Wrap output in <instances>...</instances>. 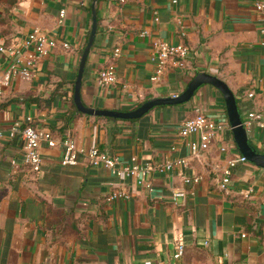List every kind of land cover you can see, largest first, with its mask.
Listing matches in <instances>:
<instances>
[{
    "label": "crops",
    "instance_id": "crops-1",
    "mask_svg": "<svg viewBox=\"0 0 264 264\" xmlns=\"http://www.w3.org/2000/svg\"><path fill=\"white\" fill-rule=\"evenodd\" d=\"M92 2L0 0V41L20 46L38 28L69 43L58 42L40 58L35 78L16 77L0 95V264H171L178 240L185 247L201 245L216 264H264V167L237 161L225 187L220 170L212 168L217 163L223 170L241 154L219 89L202 83L189 100L155 105L132 119L72 107ZM95 8L97 29L79 89L85 106L133 109L151 97L180 93L206 71L227 83L244 122L250 110L264 115V14L254 0H95ZM155 40L187 44L185 66L170 65L151 79ZM31 52L22 48V56ZM107 64L117 80L104 86L96 72ZM196 108L222 127L207 149L193 154L189 142L198 134L181 136L178 129ZM26 115L56 140L41 143L38 172L23 164L20 137L8 134L7 127ZM244 125L250 144L264 152V127ZM66 136L85 150L96 146L118 166L132 157L141 165H173L116 174L93 164L87 152H79L75 164H63L60 141ZM198 174L197 182L182 179ZM176 189L185 194L173 198ZM115 190L128 195L109 199Z\"/></svg>",
    "mask_w": 264,
    "mask_h": 264
},
{
    "label": "built area",
    "instance_id": "built-area-1",
    "mask_svg": "<svg viewBox=\"0 0 264 264\" xmlns=\"http://www.w3.org/2000/svg\"><path fill=\"white\" fill-rule=\"evenodd\" d=\"M174 2L177 0H173ZM255 8L264 14V0H254ZM60 15H63V10L60 11ZM155 19L157 17L155 16ZM68 48L69 43L65 40H57L55 37L46 34L38 28L32 29L26 38L22 42V47L13 44L7 45L4 41H0V54L4 57L5 63L2 66L0 64V95L3 92L5 86H8L11 81L16 78L32 79L38 74L39 60L42 56L48 54L57 43ZM264 43V42H263ZM22 48H32V52L26 56H22ZM119 48H115L113 55L118 54ZM190 48L183 42L172 43L166 40H155L153 42L152 60L154 62L153 74L151 79H156L158 76L170 65L184 67L187 57L189 55ZM96 78L101 85H110L116 82L117 75L115 67L112 64H107L96 72ZM252 121L258 125L264 127V115L262 112L255 109L247 112V119L244 124H250ZM222 123L213 118H209L200 108H196V112L193 116L184 119L178 129V133L181 136L197 133L198 139L189 142L191 151L193 154H198L208 148L211 137L215 129L221 128ZM8 134L10 137L18 135L22 141V162L32 172H38L42 166V157L40 152V146L42 142H46L48 145H55L56 140L52 131L49 128L40 127L33 123L32 117L26 115L22 120L13 121L8 127ZM3 127L0 124V135L2 134ZM63 146V155L61 162L63 164H75L77 162V156L79 152H87L90 160L93 164L103 163L105 166L111 168L113 173L119 174H132L139 170L143 173L148 172L150 169L165 170L173 165L170 160L164 162H157L151 164L144 162L142 165L137 163L135 158L132 157L131 161L118 166L117 159L108 155L104 151H100L96 146H90L87 150L83 147H77L74 141L70 137H64L61 139ZM221 150H226V146L222 145ZM247 160L244 155L240 154L238 157H231L227 160L226 166L223 170L220 169L218 164H213L212 168L214 172L220 170V186L225 187L229 181V175L231 172V166L237 161ZM14 163V160H11ZM200 175H183L184 182H197L200 179ZM142 182L141 179L138 180ZM144 181V180H143ZM146 186H150L149 182H145ZM185 190L176 189L173 193V198L176 196H183ZM126 190H115L108 195L109 199L117 196H127ZM206 244V240L203 241ZM185 250V243L182 240H178L173 252V258L179 259ZM144 264H162L161 262H151L146 260Z\"/></svg>",
    "mask_w": 264,
    "mask_h": 264
},
{
    "label": "water",
    "instance_id": "water-1",
    "mask_svg": "<svg viewBox=\"0 0 264 264\" xmlns=\"http://www.w3.org/2000/svg\"><path fill=\"white\" fill-rule=\"evenodd\" d=\"M91 14H92L91 17L92 22L89 30V35L80 57L77 75L74 81L73 100L78 110L88 114L111 116L114 118H124V119L137 118L143 115L145 112H147L150 108H152L155 105L177 104L187 101L191 98L194 91L202 83H210L214 85L217 89H219L223 95L228 119L231 125L233 139L239 151L241 152L242 155L245 156L247 160L259 166L264 167V152L253 148V146L250 144L248 140L247 130L244 125L241 113L239 112L234 93L229 88L227 83L218 76H216L215 74L206 71L198 72L189 80L185 89L182 90L180 93L167 95V96H154L143 101L135 108L129 110L94 108V107L85 106L80 99L79 89H80L81 76L84 69L87 54L89 52V49L91 47L97 29L95 0H93L91 5Z\"/></svg>",
    "mask_w": 264,
    "mask_h": 264
},
{
    "label": "rangeland",
    "instance_id": "rangeland-1",
    "mask_svg": "<svg viewBox=\"0 0 264 264\" xmlns=\"http://www.w3.org/2000/svg\"><path fill=\"white\" fill-rule=\"evenodd\" d=\"M171 264H216V262L204 247L190 244L185 247L182 256Z\"/></svg>",
    "mask_w": 264,
    "mask_h": 264
},
{
    "label": "trees",
    "instance_id": "trees-1",
    "mask_svg": "<svg viewBox=\"0 0 264 264\" xmlns=\"http://www.w3.org/2000/svg\"><path fill=\"white\" fill-rule=\"evenodd\" d=\"M71 105H72V107H74V108L77 109V107L75 106V103H74L73 99H71Z\"/></svg>",
    "mask_w": 264,
    "mask_h": 264
}]
</instances>
